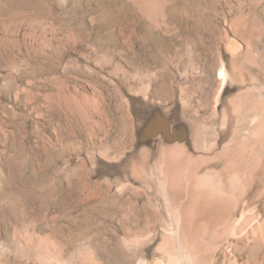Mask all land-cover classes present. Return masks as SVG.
<instances>
[{
  "label": "rangeland",
  "instance_id": "1",
  "mask_svg": "<svg viewBox=\"0 0 264 264\" xmlns=\"http://www.w3.org/2000/svg\"><path fill=\"white\" fill-rule=\"evenodd\" d=\"M0 264H264V0H0Z\"/></svg>",
  "mask_w": 264,
  "mask_h": 264
},
{
  "label": "bare ground",
  "instance_id": "2",
  "mask_svg": "<svg viewBox=\"0 0 264 264\" xmlns=\"http://www.w3.org/2000/svg\"><path fill=\"white\" fill-rule=\"evenodd\" d=\"M17 8V7H16ZM8 11V10H7ZM16 24H17V22H16ZM32 27H33V25H32ZM36 27V26H35ZM34 27V28H35ZM33 30H35V29H33ZM29 37H33L34 38V35H33V33H30L29 34ZM36 38V37H35ZM30 39V38H29ZM31 40H33V39H31ZM43 43V42H42ZM43 46H45V47H48L47 49H49V48H52L53 50H57V48L56 47H53L48 41H45L44 40V44H43ZM59 47V46H58ZM16 52V51H15ZM59 53H61V52H59ZM229 73L230 74H232L233 75V72H232V70L230 71L229 70ZM220 74L221 75H223L224 74V68H222V71H220ZM236 76V75H235ZM234 76V77H235ZM233 77V76H232ZM60 97V96H59ZM54 98V97H53ZM70 99V98H69ZM62 102V101H61ZM70 103V105H72V106H74L75 107V111H77L82 117H83V119L84 120H89L90 119V114L89 113H92V112H88L87 110V112H88V115H87V113H85V111L81 108V106H79L78 104H77V102H69ZM68 105V104H67ZM90 106V105H89ZM88 106V107H89ZM74 107H72V108H74ZM85 107V106H84ZM72 108L70 109V108H68V109H70V110H72ZM86 109V108H85ZM89 109V108H88ZM90 110V109H89ZM92 111V110H91Z\"/></svg>",
  "mask_w": 264,
  "mask_h": 264
}]
</instances>
